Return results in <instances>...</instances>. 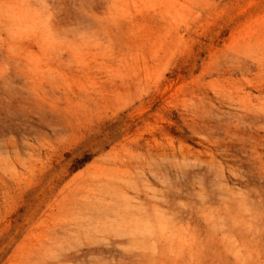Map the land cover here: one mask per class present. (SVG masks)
<instances>
[{
	"label": "rangeland",
	"instance_id": "obj_1",
	"mask_svg": "<svg viewBox=\"0 0 264 264\" xmlns=\"http://www.w3.org/2000/svg\"><path fill=\"white\" fill-rule=\"evenodd\" d=\"M0 264H264V0H0Z\"/></svg>",
	"mask_w": 264,
	"mask_h": 264
}]
</instances>
